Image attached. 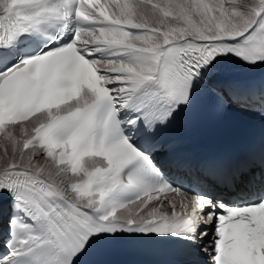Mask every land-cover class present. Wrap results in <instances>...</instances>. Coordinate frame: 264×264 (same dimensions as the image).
<instances>
[{
	"label": "snow or ice",
	"instance_id": "1",
	"mask_svg": "<svg viewBox=\"0 0 264 264\" xmlns=\"http://www.w3.org/2000/svg\"><path fill=\"white\" fill-rule=\"evenodd\" d=\"M234 61L264 66V0H0V264L152 241L264 264V154L189 167L194 194L156 158L204 90L264 114V85L222 78Z\"/></svg>",
	"mask_w": 264,
	"mask_h": 264
},
{
	"label": "bare ground",
	"instance_id": "2",
	"mask_svg": "<svg viewBox=\"0 0 264 264\" xmlns=\"http://www.w3.org/2000/svg\"><path fill=\"white\" fill-rule=\"evenodd\" d=\"M234 63L236 64L237 62L234 61ZM193 112L195 116L200 120L203 127L213 137L214 140L220 142H227L232 138V134H230L229 132L226 133V131L229 130L223 124H221L219 119L211 112L210 109L202 105L201 101L197 100V103L193 108ZM27 127L29 128V132H31L32 124L29 123ZM15 134L17 135V137L21 136L20 126H17ZM4 143L5 141L3 140V138H1L0 146H2ZM41 163L42 164L46 163V161H41ZM178 199L179 198H171V200H177V201Z\"/></svg>",
	"mask_w": 264,
	"mask_h": 264
},
{
	"label": "rangeland",
	"instance_id": "3",
	"mask_svg": "<svg viewBox=\"0 0 264 264\" xmlns=\"http://www.w3.org/2000/svg\"><path fill=\"white\" fill-rule=\"evenodd\" d=\"M227 132H229V131H226V133H227ZM226 133H225V134H226ZM18 138H19V137H18Z\"/></svg>",
	"mask_w": 264,
	"mask_h": 264
}]
</instances>
